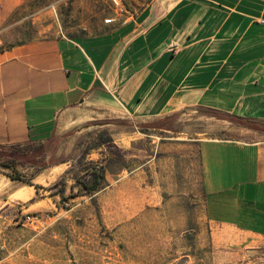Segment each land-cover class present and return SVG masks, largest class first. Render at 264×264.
I'll use <instances>...</instances> for the list:
<instances>
[{
	"label": "crops",
	"instance_id": "0c3cea01",
	"mask_svg": "<svg viewBox=\"0 0 264 264\" xmlns=\"http://www.w3.org/2000/svg\"><path fill=\"white\" fill-rule=\"evenodd\" d=\"M110 19L98 33L0 52V148L58 140L65 165L101 121L89 142H111L89 153L108 157L107 187L147 166L171 200L193 196L209 223L264 239V131L203 112L264 128V0H152ZM173 117L175 130L143 128ZM112 148L123 155L114 169Z\"/></svg>",
	"mask_w": 264,
	"mask_h": 264
},
{
	"label": "rangeland",
	"instance_id": "374dc122",
	"mask_svg": "<svg viewBox=\"0 0 264 264\" xmlns=\"http://www.w3.org/2000/svg\"><path fill=\"white\" fill-rule=\"evenodd\" d=\"M151 1L0 0V52L98 33L105 19L134 16ZM182 123L173 117L148 128L175 130ZM101 124L94 121L82 132L84 145L65 165L58 166L64 159L56 157L58 140H53L13 150L12 167L21 181L11 180L7 175L13 172L0 167V264H264V239H247L209 223L193 196L171 200L158 187L160 182L167 188V178H153L147 166L142 175L128 170L110 188L103 179L95 193L87 194L75 178L90 185V168L101 169L103 176L110 168L103 148L84 154ZM125 124L130 126L120 123ZM108 153L114 169L123 155L114 148ZM147 156L149 151L125 161L130 166ZM6 161L0 153V162Z\"/></svg>",
	"mask_w": 264,
	"mask_h": 264
},
{
	"label": "trees",
	"instance_id": "16d2710c",
	"mask_svg": "<svg viewBox=\"0 0 264 264\" xmlns=\"http://www.w3.org/2000/svg\"><path fill=\"white\" fill-rule=\"evenodd\" d=\"M203 112L205 114L211 115V116L216 117L218 119L220 118V119L231 120V121L237 123L238 125H241V126L248 128V129H252L255 131H259V132L264 131V128L262 127L263 123H259V122L254 121V120L243 119V118H239V117H235V116L222 115V114H219L218 112L211 111V110H207V111H203ZM151 126H152L151 124L145 125V126H143V128H148ZM110 142H111V139L109 137L104 138L103 135L101 134L98 137H96L95 139H92L90 145L87 147L86 150H84V154H88L89 151L96 149L103 144H108ZM26 146H28V145L21 147L22 151ZM16 149H15V147L11 148V149L10 148H3V147L0 148V153L3 156H5V158H7V161L5 163L0 162V167L5 168V169H9L11 172H13V174L7 175L8 178H10L11 180L21 181L22 180L21 175L18 173H15L17 171L14 167H12L14 160L17 156V154L13 150H16ZM19 156H21V155H19ZM85 171L88 172L89 170H85ZM90 172H91L90 176L92 178V182L90 183V185H86L85 183H81L78 178H75V181L78 184H80V186L86 191L87 194L95 193L99 189V187L101 186L102 181L104 179L103 172L101 169L90 168ZM27 184H29V183L27 182ZM37 188H39V187H37ZM72 188H74V185L72 186Z\"/></svg>",
	"mask_w": 264,
	"mask_h": 264
},
{
	"label": "built area",
	"instance_id": "2783aa9c",
	"mask_svg": "<svg viewBox=\"0 0 264 264\" xmlns=\"http://www.w3.org/2000/svg\"><path fill=\"white\" fill-rule=\"evenodd\" d=\"M114 3L117 4L116 1H114ZM111 21H112V19H106V20H104V23H105V24H108V23H111Z\"/></svg>",
	"mask_w": 264,
	"mask_h": 264
}]
</instances>
